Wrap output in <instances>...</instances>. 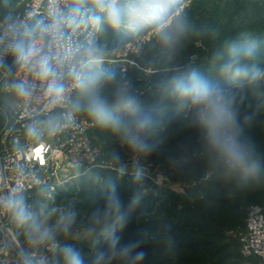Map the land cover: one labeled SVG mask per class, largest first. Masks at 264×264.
Listing matches in <instances>:
<instances>
[{
	"label": "rangeland",
	"instance_id": "obj_1",
	"mask_svg": "<svg viewBox=\"0 0 264 264\" xmlns=\"http://www.w3.org/2000/svg\"><path fill=\"white\" fill-rule=\"evenodd\" d=\"M88 4L91 0H88ZM124 20L118 29L105 23L95 45L102 51L94 68L104 75L96 89L110 103L116 89L130 85L139 103L156 88L155 75H185L195 70L209 81L219 83L235 97V108L242 127V138L254 148L256 167L231 173L207 147L203 131L191 122L189 110L178 105L175 122L157 121L147 134L148 152H134L110 128L97 124L86 111L87 93L80 89L74 96L77 113L91 123V135L101 148L98 164L81 176L64 178L57 193L46 189L34 194L32 210L49 225H55L61 209L72 208L76 221L68 235L57 230L54 243L59 246L48 264H63L59 248L72 244L91 261L96 244L106 248L104 229L112 220L93 226L92 212L102 208L98 199L82 185L91 177L92 190L104 186L105 176L118 177L127 189L118 192L126 219L120 243L140 241L146 255L140 264H249L239 255L238 238L245 230V214L238 204L264 206V77L228 81L219 66L231 48L239 49L242 36L257 41L249 62L264 71V0H119ZM22 7V0H0V19L9 20ZM86 60V56L84 57ZM140 59V65L136 60ZM135 63L136 74H125V64ZM121 165L125 171L120 174ZM103 174L96 176V170ZM92 191V192H93ZM127 191V192H126ZM67 195L62 201L57 194ZM138 196L133 204L132 199ZM55 210V212H53ZM197 222L198 227L190 224ZM188 224L185 235L192 249H178L171 229ZM15 237L25 253L44 252L47 245H33L26 230L18 224ZM49 245V244H48ZM178 250V251H177ZM180 250V251H179ZM177 251V252H176ZM112 264H123L116 259Z\"/></svg>",
	"mask_w": 264,
	"mask_h": 264
},
{
	"label": "built area",
	"instance_id": "obj_2",
	"mask_svg": "<svg viewBox=\"0 0 264 264\" xmlns=\"http://www.w3.org/2000/svg\"><path fill=\"white\" fill-rule=\"evenodd\" d=\"M90 14V4H78V0H22V7L9 20L0 19V264H23L25 255L33 264H48L59 246L52 243L44 252L25 253L15 237L14 215L3 201L18 193L32 208L37 191L56 194L64 178L87 173L102 153L91 135L90 121L74 107L79 89L68 75L72 67L82 68L86 62L80 48L98 40L101 28L91 26ZM40 24H55L58 31L41 32ZM23 25L34 29L26 46L34 42L63 77V99L55 101L47 92L48 82L22 67L8 51L14 35L10 26ZM69 49L71 54L66 55ZM20 84L28 88V95L20 94ZM33 127L35 132L30 133ZM238 243L249 264H264V206L253 204L246 209L245 230Z\"/></svg>",
	"mask_w": 264,
	"mask_h": 264
},
{
	"label": "clouds",
	"instance_id": "obj_3",
	"mask_svg": "<svg viewBox=\"0 0 264 264\" xmlns=\"http://www.w3.org/2000/svg\"><path fill=\"white\" fill-rule=\"evenodd\" d=\"M87 2L88 0H78V4ZM90 8L89 22L94 29L99 30L105 23L114 29L121 27L124 14L119 0H91ZM10 27L14 35L8 43V51L22 67L31 68L39 79L48 82L47 92L55 101L63 99L65 84L52 58L38 52L34 42L26 46L25 41L33 35L34 29L28 25L20 28ZM38 27L44 33L55 34L58 31L55 24H40ZM257 47V41L250 35L242 36L239 49L231 48L227 59L220 64V76L228 81L264 77V71L255 69L249 63ZM80 51L86 54V62L82 68L72 67L68 75L75 87L87 93L85 107L89 116L100 126L108 127L120 135L132 151H150L151 145L146 136L153 128V117L140 111L139 101L132 93L130 85L119 86L111 103L102 97L96 89L104 74L94 68L101 62L102 51L92 41L82 46ZM70 54L69 49L66 55ZM17 87L20 94H29L24 84ZM166 88L189 110L191 122L203 131L207 147L227 171L243 173L256 167L253 159L254 148L248 140L242 138L235 97L228 89L209 81L195 70L185 75L173 76ZM29 132L34 133L35 128H30ZM124 171L125 166L121 165L120 174ZM138 199V196H134L132 203L135 204ZM3 204L13 213L16 223L26 230L29 242L33 245L54 243L57 230L68 235L76 221V212L72 208H66L60 210L56 224L49 225L47 220L41 221L38 218L37 213L26 203L24 196L18 193L10 194ZM91 219L93 226L87 229L86 235H92L95 226L102 221L111 219L112 224L102 233L107 247L96 248L89 264H112L116 259L123 261V264H140L146 255L140 250L141 242L121 244L120 237L116 234L118 228L124 227L126 216L115 184L110 185L103 207L95 209ZM59 250L63 264H86L81 250L72 244H64ZM23 264H33L32 259L25 255Z\"/></svg>",
	"mask_w": 264,
	"mask_h": 264
},
{
	"label": "trees",
	"instance_id": "obj_4",
	"mask_svg": "<svg viewBox=\"0 0 264 264\" xmlns=\"http://www.w3.org/2000/svg\"><path fill=\"white\" fill-rule=\"evenodd\" d=\"M136 63L140 65L141 61L140 59L136 60ZM139 72V68L137 67V65L135 63H126L125 64V74H136ZM173 77L172 74L170 73H162V74H158L155 75L154 79L156 82V88L155 90L152 92V94L148 97L145 98L144 100H142L139 105H140V111L142 113H148L153 117V122H157V121H165L168 123L171 122H175L176 120H178V116H176V113L173 112V108L180 105L181 103L171 95L170 90L166 88V85L168 83V81ZM129 118V117H126ZM100 174H103L101 172V170H96V176H100ZM105 176V184L103 186V188H101V190L99 191H93L92 187L94 185L92 178L91 177H84V180L82 181V185L88 187L89 193L92 194V196H94L95 198L98 199H105L106 198V194L107 192L110 190V185L111 184H115L116 185V189L117 192H119L120 190H125L127 189V186L125 185H120L118 180V177H113L111 176H107V174H103ZM125 188V189H124ZM128 190V189H127ZM93 191V192H92ZM127 192V191H126ZM67 195V193L63 192L62 194H57L56 195V200L57 201H62V199H64V197ZM236 204H237V209L240 211V214L243 215L245 214V212L243 211V208H245L247 204H238V200H236ZM253 205V204H252ZM192 227H198L197 222L191 223L190 224ZM189 223L187 224H178L176 226H174L171 229V233L173 235H175V238L178 239H182L183 238V242L180 243V246H178V249H192L194 247L192 242H187L188 238L185 235L186 229L188 226H190ZM109 227L111 226L110 224L108 225ZM116 234L121 237V235H119L120 233L116 232ZM103 240L101 241L102 243H104L105 238H102ZM102 244H96V248H104L101 246ZM239 245V243H238ZM178 251V250H177ZM176 251V252H177ZM180 251V250H179ZM239 255L241 256L240 252ZM86 264H88L87 261H85Z\"/></svg>",
	"mask_w": 264,
	"mask_h": 264
}]
</instances>
